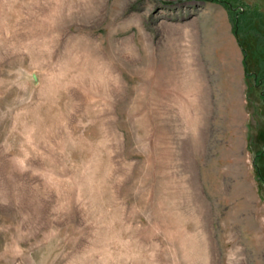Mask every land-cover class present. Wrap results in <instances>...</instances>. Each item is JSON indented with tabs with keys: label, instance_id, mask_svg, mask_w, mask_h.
Masks as SVG:
<instances>
[{
	"label": "rangeland",
	"instance_id": "obj_1",
	"mask_svg": "<svg viewBox=\"0 0 264 264\" xmlns=\"http://www.w3.org/2000/svg\"><path fill=\"white\" fill-rule=\"evenodd\" d=\"M244 42L215 0H0V264H264Z\"/></svg>",
	"mask_w": 264,
	"mask_h": 264
},
{
	"label": "trees",
	"instance_id": "obj_2",
	"mask_svg": "<svg viewBox=\"0 0 264 264\" xmlns=\"http://www.w3.org/2000/svg\"><path fill=\"white\" fill-rule=\"evenodd\" d=\"M215 1L222 3L230 12L234 35L242 47L245 43L244 38L247 35L252 36V38L256 40L257 54L255 55L262 59H260L259 73L262 75L260 84L264 86V13L242 6V1H238L235 7L228 0ZM243 50L246 52L245 48H243ZM244 64H246V58L244 59ZM256 82L258 83V81ZM262 100L264 101V87Z\"/></svg>",
	"mask_w": 264,
	"mask_h": 264
}]
</instances>
